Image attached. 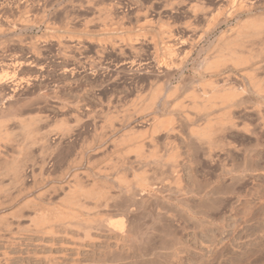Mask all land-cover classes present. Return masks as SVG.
I'll return each instance as SVG.
<instances>
[{"label": "rangeland", "instance_id": "rangeland-1", "mask_svg": "<svg viewBox=\"0 0 264 264\" xmlns=\"http://www.w3.org/2000/svg\"><path fill=\"white\" fill-rule=\"evenodd\" d=\"M221 4L0 0V264H264V98L249 77L210 69L230 48H260L264 0L236 14ZM221 85L245 90L240 109H193ZM208 122L213 151L195 134ZM79 187L94 195L71 208ZM148 224L144 242L121 244Z\"/></svg>", "mask_w": 264, "mask_h": 264}, {"label": "bare ground", "instance_id": "bare-ground-1", "mask_svg": "<svg viewBox=\"0 0 264 264\" xmlns=\"http://www.w3.org/2000/svg\"><path fill=\"white\" fill-rule=\"evenodd\" d=\"M27 1V0H26ZM259 1H262V0H219V2L220 3H222V4H224L225 6H228L230 9H231V11L232 12H235V14H236V12H244L245 10L247 11L249 8L251 9V7H253V5L254 4H256V2H259ZM186 2V1H185ZM188 2V1H187ZM180 4V3H179ZM183 4V3H182ZM185 4V3H184ZM190 4V3H189ZM221 4V5H222ZM185 6V5H184ZM194 6V5H193ZM196 6H198V5H196ZM200 6V5H199ZM198 6V7H199ZM225 6H223V7H225ZM260 6V5H259ZM2 7V6H1ZM263 7V6H262ZM222 9H224V8H222ZM249 9V10H250ZM195 10V9H194ZM225 10V9H224ZM196 11V10H195ZM205 11V10H204ZM202 12V11H201ZM223 12V11H222ZM195 13V12H194ZM230 13V12H229ZM198 14V13H197ZM196 14V15H197ZM223 14V13H222ZM221 16V15H220ZM205 17V16H204ZM146 18V17H145ZM228 18H229V16H228ZM261 19V18H260ZM149 20V19H148ZM223 20V19H222ZM245 20V19H244ZM251 21V20H250ZM262 21V20H261ZM145 22V21H144ZM222 22V21H221ZM254 22V21H253ZM147 23V22H146ZM255 23V22H254ZM254 23H253V26H251L252 28H256V26H254ZM154 24V23H153ZM242 24V23H241ZM248 24H249V22H248ZM259 24V23H258ZM257 24V25H258ZM260 24H262L261 22H260ZM259 24V25H260ZM145 25V24H144ZM247 25V24H246ZM246 25L244 26L243 25V27L245 28V30L247 31V29L248 30H251V29H249V27L248 28H246ZM185 26V25H184ZM190 26V25H189ZM250 26V25H249ZM259 26H257V28H258ZM262 27H264V23H263V26ZM157 28V27H156ZM164 28V27H163ZM191 28V27H190ZM190 28H188V29H190ZM241 28V27H240ZM193 29V28H192ZM192 29H190V30H192ZM196 29V28H195ZM157 30H159V29H157ZM187 30V29H186ZM264 30V29H263ZM160 31H161V29H160ZM165 31H166V29H165ZM189 31V30H188ZM194 30H192V32H193ZM238 31H240V29L238 30ZM246 31H244L243 33H245ZM252 31H253V29H252ZM251 31V32H252ZM255 32H256V30H254ZM258 31H262V28H261V30L260 29H258ZM231 32V31H230ZM233 32V31H232ZM249 32V31H248ZM251 32L249 33V34H251ZM264 32V31H263ZM1 33V32H0ZM257 33V32H256ZM261 33V32H260ZM170 34V33H169ZM232 34V33H231ZM234 35H235V33H233ZM238 34H239V32H238ZM241 34V33H240ZM246 34H248L247 32H246ZM258 34V33H257ZM165 35H166V33H165ZM164 35V36H165ZM224 35V34H223ZM227 35V34H226ZM255 35V34H254ZM262 35H263V33H262ZM158 36V35H157ZM171 36H172V34H171ZM238 36V35H237ZM237 36H235V37H237ZM240 36V35H239ZM238 36V37H239ZM251 36V35H250ZM256 36V35H255ZM260 37H261V35H259ZM259 36H257V37H259ZM264 36V35H263ZM241 37V36H240ZM245 37V36H244ZM247 37H249V36H247ZM159 38V37H158ZM169 38V37H168ZM173 38V37H172ZM172 38L171 39H169V44H170V46H168L166 49H167V53H168V55L170 56V55H172L173 56V58L174 57H178L177 56V54L179 53V51L177 50V48L176 49H174V47H176V46H172V42H174L173 40H172ZM223 38H224V36H223ZM241 38H243V35H242V37ZM163 39V38H162ZM161 39V40H162ZM239 39V38H238ZM250 39V38H249ZM252 39V38H251ZM250 39V40H251ZM255 40H259V38H254ZM167 40V39H166ZM165 40V41H166ZM230 40V39H229ZM233 40V39H232ZM247 40V39H246ZM231 41V40H230ZM238 41V40H237ZM236 41V42H237ZM248 41V40H247ZM253 41V40H252ZM262 42H260L261 44H260V48H257L256 50L257 51H255V52H252L251 50V52H249L248 54H242L241 53V46H240V52H237L238 51V49H237V51H236V49L234 50V49H231L230 48V50H229V47H228V52H225V53H228L227 55L225 54V55H223L222 57H219V58H217L216 59V57H215V61L213 62V60H212V64H211V68L210 69H214V70H216V71H222L221 72V77H223L222 79H223V81H224V83H228L229 81H231L234 77H236V79H238L237 78V76L236 75H240V76H242V77H249V79L251 80L250 82H253V86L252 85H250V86H252V87H254L255 86V88L257 89L256 91V93H259L263 98H264V91H263V88L264 87H261V84L260 83H262V82H258L257 81V79L256 78H254V74H256V72H258V74H259V72L260 71H262L263 72V70H264V42H263V40H261ZM178 42V41H177ZM193 42V41H192ZM225 42V41H224ZM239 42H240V39H239ZM241 42H242V39H241ZM240 42V43H241ZM188 43V42H187ZM195 43V42H194ZM230 43V42H229ZM238 43V42H237ZM244 43V42H243ZM248 43V42H247ZM252 43V42H251ZM156 44H157V42H156ZM174 44V43H173ZM235 44V43H234ZM255 44V43H254ZM228 45H230V44H228ZM237 45H239V44H237ZM241 45V44H240ZM243 45V44H242ZM251 45H253V43L251 44ZM178 46V45H177ZM181 46V45H180ZM179 46V47H180ZM231 46V45H230ZM246 47H247V45H245ZM259 46V45H258ZM231 47H233V46H231ZM235 47H236V44H235ZM239 47V46H238ZM245 47V48H246ZM249 47H251V46H249ZM156 48V47H155ZM243 46H242V50H243ZM134 49V48H133ZM179 49V48H178ZM191 49V48H190ZM253 49V48H252ZM182 50V49H181ZM225 49H223L222 51H224ZM248 50V49H247ZM136 51V50H135ZM166 51V50H165ZM178 51V53L176 54V52ZM227 51V50H226ZM181 52V51H180ZM182 52H183V50H182ZM244 52H246V51H244ZM133 53V52H132ZM188 53V52H187ZM221 53V52H220ZM224 52H222V54H223ZM157 54V53H156ZM159 54V53H158ZM157 54V55H158ZM173 54H176V56H174ZM179 54H181V53H179ZM221 54V55H222ZM182 55V54H181ZM188 55V54H187ZM220 55V54H219ZM220 55V56H221ZM171 56V57H172ZM180 56V55H179ZM189 56V55H188ZM188 56H186V58L188 57ZM123 57V56H122ZM171 57H170V59H171ZM181 57H183V58H185L184 56H181ZM166 58V57H165ZM169 58V57H168ZM172 58V59H173ZM180 58V57H179ZM169 59V61L170 62H175V61H172V60H170ZM175 60H176V58H174ZM183 60V59H182ZM130 61V60H129ZM156 61V60H155ZM161 61H162V59H161ZM168 61V60H167ZM177 61H179L178 60V58H177ZM184 61V60H183ZM180 62H181V60H180ZM226 62H229V64L231 63L232 64V66L233 67H231V69L232 70H227V68H226ZM163 63H166V60H164L163 59ZM173 63H171L170 65H173ZM123 64V63H122ZM168 64H169V62H168ZM177 64V63H176ZM165 65V64H164ZM167 65V64H166ZM108 66V65H107ZM156 66V65H155ZM158 67V66H157ZM161 67V66H160ZM178 67H180V66H178ZM223 68V69H222ZM162 70V69H161ZM174 72V71H173ZM210 72V71H209ZM212 72V71H211ZM214 72V71H213ZM216 73V72H215ZM150 74V73H149ZM257 75V74H256ZM152 77V76H151ZM155 77V76H154ZM169 78V77H168ZM219 78H220V76H219ZM221 79V78H220ZM245 79V78H244ZM157 80V79H156ZM259 81L261 80V79H258ZM218 81V80H217ZM249 81V80H248ZM206 82V81H205ZM213 83H208L206 86H213L212 85ZM252 84V83H251ZM263 84V83H262ZM218 86V85H217ZM220 86V85H219ZM222 87L221 88H223V86H225V85H221ZM233 86H234V84H233ZM248 86V85H247ZM160 87V86H159ZM226 87V86H225ZM229 87V86H228ZM212 88V87H211ZM219 89H220V87H218ZM161 89V88H160ZM211 89L212 91H210L211 93L210 94H208V96L206 97V95H205V97L206 98H204L205 100H203L202 98H200V97H198V98H200V100L202 99L203 101L202 102H200V104H198L197 102H194V104H195V107L193 108V109H196V111H203V110H205V112L206 111H208V110H211V109H214L213 107H216L215 105H220V106H222L223 108L225 107L226 108V110L228 109V111L230 112V110L231 109H234V108H236V107H240V106H242V104H243V100L242 99H245L242 95H245L244 93H245V90H243L244 91V93H239L235 88H227L226 87V89L224 88V89ZM244 89V88H243ZM253 89V88H252ZM173 90V89H172ZM13 91V90H12ZM255 91V90H254ZM156 92V91H155ZM157 92H161V90L160 91H157ZM174 91H172V93H173ZM238 92V93H237ZM262 93V94H261ZM205 94V93H204ZM207 94V93H206ZM258 94V95H259ZM154 95H160V93H157V94H154ZM171 95V97L174 95L175 96V94L173 93V95L172 94H170ZM170 95H168V96H170ZM250 95V94H249ZM260 95H259V97H260ZM193 96V95H192ZM245 96H247V94L245 95ZM240 97H241V99H240ZM261 97V98H262ZM153 99H150V101L152 102H154V104H155V99H156V97L154 96V97H152ZM165 98V97H164ZM195 99H196V97H194ZM262 98V99H263ZM12 99V98H11ZM167 100H171V98L169 97V98H166ZM157 100V99H156ZM164 100V99H163ZM152 102V103H153ZM248 102V101H247ZM264 102V101H263ZM148 105H150V103L148 104ZM219 106V107H220ZM9 107V106H8ZM255 107V106H254ZM253 107V108H254ZM147 108V107H146ZM149 108V107H148ZM217 108V107H216ZM240 109V108H239ZM19 110V109H18ZM225 110V111H226ZM201 111V112H202ZM224 111V112H225ZM228 111H226V113H225V116L226 115H231V114H229V112ZM233 111V110H232ZM210 112V111H209ZM188 116V115H187ZM186 116V117H187ZM223 116V115H222ZM150 117H151V119H150ZM150 117H149V119L151 120V121H153L156 117L155 116H153V115H150ZM190 118V117H189ZM229 118H231L230 116H229ZM221 120H222V118H221ZM171 121V120H170ZM169 121V122H170ZM190 121V120H189ZM230 121V120H229ZM231 121H233V119L231 120ZM168 123V122H167ZM218 123L220 124V122H217V126H218ZM221 123H223V121L221 122ZM225 123V122H224ZM27 124V123H26ZM163 124V123H162ZM169 124V123H168ZM208 124H209V126H207L205 129H203V130H199V129H196L195 131H197V132H195V134H198V137L200 136V137H202V138H204L205 139V141L207 140L208 142H209V144H210V150H212V148H214V146H215V141H213V137L211 136L213 133L212 132H214V131H212V124L211 123H209L208 122ZM25 125V124H24ZM23 125V126H24ZM30 125V124H29ZM29 125H27L28 127H30ZM211 125V126H210ZM27 126H25V128H28ZM163 126V125H162ZM166 126V125H165ZM168 126V125H167ZM161 127V126H160ZM159 127V128H160ZM222 127V126H221ZM111 129V128H110ZM27 131H30V129L28 130V129H26ZM199 130V131H198ZM111 131H112V129H111ZM173 131V130H172ZM171 131V132H172ZM31 132V131H30ZM113 132V131H112ZM116 132V131H115ZM223 133V132H222ZM28 134V133H27ZM170 134V133H169ZM215 134H217V133H215ZM28 135H31V134H28ZM46 134H44V136H45ZM131 136V135H130ZM130 136H128V137H130ZM214 136V135H213ZM219 136V135H218ZM199 137V138H200ZM127 138V137H126ZM167 138V137H166ZM133 139V138H132ZM204 139H201L202 141L204 140ZM215 139V138H214ZM169 140V139H168ZM200 140V141H201ZM216 141H218V140H216ZM221 143V142H220ZM225 143V142H224ZM218 144V143H217ZM222 144V143H221ZM227 144V143H226ZM200 145H202V144H199V146ZM204 146V145H203ZM206 146V145H205ZM217 146V145H216ZM222 146H224V145H222ZM140 147V146H139ZM176 147V146H175ZM218 147V146H217ZM232 147V146H231ZM137 148V147H136ZM178 148V147H177ZM225 148V147H224ZM176 149V148H175ZM174 149V150H175ZM216 149V148H215ZM222 149V148H221ZM235 149V148H234ZM137 150V149H136ZM139 150V149H138ZM177 150V149H176ZM209 150V151H210ZM237 150V149H236ZM141 151V150H140ZM213 151V150H212ZM218 151V150H217ZM137 152V151H136ZM177 152V151H176ZM216 152V151H215ZM215 152H214V154L213 153H211V152H209V153H211V154H209L208 153V155L209 156H207L208 158H209V160H210V158H212V159H214V157L216 158V154H215ZM244 152V151H243ZM173 153V152H172ZM139 154H141V153H139ZM175 154L176 153H173V154H171V156L172 155H174V156H172V159H174V163H175V159L176 158H178L179 156H175ZM216 155V156H214L213 157V155ZM220 154V153H219ZM225 155V154H224ZM181 158V157H180ZM219 156L217 157V160H219ZM171 159V158H170ZM171 159V160H172ZM179 159V158H178ZM177 159V160H178ZM205 159H206V157H205ZM170 160V161H171ZM177 160H176V162H177ZM181 160V159H180ZM184 160V159H183ZM208 160V159H207ZM217 160H215V161H217ZM245 160L247 161V159L245 158ZM179 161V160H178ZM245 161V162H246ZM172 162V161H171ZM173 163V164H174ZM178 163V162H177ZM177 163H176V165H173V166H171V170L172 171H170V173H172V176L173 175H176V176H173V178H172V176H170L171 177V180H173L174 178V183H175V188H177L175 191H181V193H179V195L180 194H182V191H183V186L184 185H182V184H184L183 182H181V180L182 179H180L181 177V175H179L180 173H179V169H180V167H179V169H178V165H180V164H178L177 165ZM252 163V162H251ZM185 164V163H184ZM213 164V163H212ZM218 164H221V163H218ZM230 164V163H229ZM184 166V165H183ZM224 167H225V165H224ZM246 166H244V168H245ZM159 169H161V168H159ZM218 169V168H217ZM224 170V169H223ZM227 170H228V173H229V169L227 168ZM159 171V170H158ZM180 171H181V169H180ZM174 173V174H173ZM179 173V174H178ZM231 173H232V171H231ZM230 174V173H229ZM162 175V174H161ZM179 175V176H178ZM245 175V174H244ZM167 176V175H166ZM226 176V175H225ZM138 177V176H137ZM162 177H164V175L162 176ZM161 177V178H162ZM170 177H168V178H170ZM242 177V176H241ZM156 178V177H155ZM160 178V177H159ZM141 179V178H140ZM142 179H143V176H142ZM153 179V178H152ZM145 180V181H144ZM151 180V179H150ZM159 180H161V179H159ZM165 180V178L164 179H162L161 181H164ZM230 180V179H229ZM142 181V180H141ZM159 182V181H155V184H156V182H157V184H158V182L161 184L162 182ZM167 181H169L168 179H167ZM143 182H148L147 180H146V178L145 179H143ZM152 182H154V181H152ZM170 182V184L168 185V186H172V185H174V183H171V181H169ZM243 183V182H242ZM150 184V183H149ZM164 183H162V185H163ZM260 184V183H259ZM151 185V184H150ZM152 187V186H151ZM154 187H157V186H154ZM161 187V186H160ZM173 187V186H172ZM159 188V187H158ZM169 188V187H168ZM167 190V189H166ZM165 190V191H166ZM185 190H187V189H185ZM161 191V190H160ZM186 193H188L187 191H185ZM173 193V192H172ZM178 193V192H177ZM184 193V192H183ZM130 194V193H129ZM134 194V193H133ZM132 194V195H133ZM91 196L92 197V195H94L92 192H86L85 190H84V188L83 189H81L80 187L79 188H77L76 190H73V191H71L70 192V195H69V197H68V200L66 199V202H67V204H69L70 206H71V208H74L72 205H74V206H77L78 208L80 207V208H82V205L80 204V202H79V198L78 197H80V196ZM174 196V195H173ZM234 196V195H233ZM264 196V195H263ZM219 200V199H218ZM176 201V200H175ZM145 203V202H144ZM179 204H181V203H179ZM245 204V203H244ZM146 205V204H145ZM177 208V207H176ZM71 211L69 212V213H65L64 211L63 212H61V211H55L54 213H53V218L56 220V219H60L61 221H62V219L64 220V219H68L67 217H70L71 218V216L73 217H75L76 215H75V210H74V212H73V209H70ZM158 211V210H157ZM185 211H187L188 212V210H185ZM189 211H191V210H189ZM208 211V210H207ZM234 211V210H233ZM52 212V211H51ZM51 212H50V214H51ZM193 212V211H192ZM162 213V212H161ZM213 213V212H212ZM155 214V213H154ZM158 214V213H157ZM192 214V213H191ZM264 214V213H263ZM163 215V214H162ZM161 215V216H162ZM194 215V214H193ZM159 216V215H158ZM160 216V217H161ZM169 216V215H168ZM206 216V215H205ZM230 216V215H229ZM151 217V216H150ZM47 217H45V216H41L40 218H38V225L39 224H44V223H49V222H51V221H48V222H46L47 221ZM59 220V221H60ZM153 220V219H152ZM155 220V219H154ZM153 220V221H154ZM153 221H152V224H150V225H152L151 227L153 228V224L156 222H154L153 223ZM55 222H57V220L55 221ZM224 223V222H223ZM112 225V224H111ZM110 225V226H111ZM150 225L148 224V226L150 227ZM115 226V225H114ZM143 226H144V224H143ZM148 226H145V227H148ZM158 226V225H157ZM162 226V225H161ZM113 227V226H112ZM144 227V228H145ZM151 227L150 228H145V231L143 232L140 228H138L139 230H141V231H136L135 229V232H132V228H130V229H132V230H129L130 232H128L129 234H125L126 236H124L123 235V237L121 238L120 237V240L122 241V243L121 242H118V243H121V244H124V246H125V244L128 246V247H126V248H128L129 249V251L131 250V249H133L132 247H134V245L135 244H137V243H139V242H144V240L146 239V237L144 236V234L146 233V235H147V232H148V229L149 230H151L152 231V229H151ZM218 227V226H217ZM109 228V227H108ZM115 228V227H114ZM159 228V227H158ZM221 228V227H220ZM154 229H155V224H154ZM113 230V229H112ZM133 230V231H134ZM114 231H115V229H114ZM51 232H53V231H51ZM111 232V231H110ZM143 232V233H142ZM117 233V232H116ZM124 233V232H123ZM156 233V232H155ZM50 234V233H49ZM111 235V234H110ZM118 235V234H117ZM122 235V234H121ZM149 236V235H148ZM150 237V236H149ZM149 237H147V239L149 238ZM145 238V239H144ZM216 238V237H215ZM106 240V239H105ZM117 240H119V239H117ZM119 240V241H120ZM163 240V239H162ZM97 241V240H96ZM148 241V240H147ZM107 243H108V241H107ZM118 243H117V245H118ZM152 243V242H151ZM169 243V242H168ZM217 243V242H216ZM140 244V243H139ZM139 244H137V245H139ZM133 245V246H132ZM137 245H135V246H137ZM119 246V245H118ZM123 246V245H122ZM132 246V247H131ZM166 246V245H165ZM130 247H131V249H130ZM75 248V247H74ZM135 248V247H134ZM163 248H164V245H163ZM248 248V247H247ZM171 249V248H170ZM175 251V250H174ZM232 252V251H231ZM239 252H240V250H239ZM94 253V252H93ZM150 254V253H149ZM165 254V253H164ZM235 254V253H234ZM6 255V254H5ZM152 255V254H151ZM230 255V254H229ZM241 255H242V253H241ZM176 256V255H175ZM3 257V256H2ZM77 257V256H76ZM214 258V257H213ZM238 258V257H237ZM8 259V258H7ZM82 259V258H81ZM84 259V258H83ZM245 259V258H244ZM172 260V259H171ZM247 260H248V258H247ZM246 260V261H247ZM251 260V259H250ZM79 261H80V259H79ZM82 261V260H81ZM70 262V261H69ZM78 261H76V263H77ZM171 262V261H170ZM229 262V261H228ZM8 263V262H7ZM74 263V262H73ZM249 263V262H248ZM6 264V263H5ZM55 264V263H54ZM59 264V263H58ZM68 264V263H67ZM75 264V263H74ZM237 264V263H236ZM244 264V263H243Z\"/></svg>", "mask_w": 264, "mask_h": 264}]
</instances>
